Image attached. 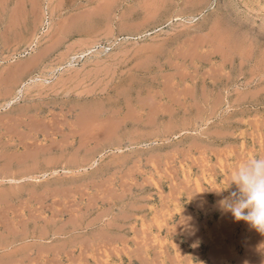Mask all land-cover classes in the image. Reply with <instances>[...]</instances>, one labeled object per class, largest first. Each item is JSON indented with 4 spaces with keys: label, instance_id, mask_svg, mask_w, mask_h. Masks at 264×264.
<instances>
[{
    "label": "rangeland",
    "instance_id": "374dc122",
    "mask_svg": "<svg viewBox=\"0 0 264 264\" xmlns=\"http://www.w3.org/2000/svg\"><path fill=\"white\" fill-rule=\"evenodd\" d=\"M254 157L264 0H0V264H264Z\"/></svg>",
    "mask_w": 264,
    "mask_h": 264
},
{
    "label": "clouds",
    "instance_id": "9594fccd",
    "mask_svg": "<svg viewBox=\"0 0 264 264\" xmlns=\"http://www.w3.org/2000/svg\"><path fill=\"white\" fill-rule=\"evenodd\" d=\"M235 190H231L232 187ZM219 208L230 213L236 222H244L264 234V157H254L242 163L232 177L227 190L215 192L222 195Z\"/></svg>",
    "mask_w": 264,
    "mask_h": 264
},
{
    "label": "bare ground",
    "instance_id": "6f19581e",
    "mask_svg": "<svg viewBox=\"0 0 264 264\" xmlns=\"http://www.w3.org/2000/svg\"><path fill=\"white\" fill-rule=\"evenodd\" d=\"M250 252V251H249Z\"/></svg>",
    "mask_w": 264,
    "mask_h": 264
}]
</instances>
